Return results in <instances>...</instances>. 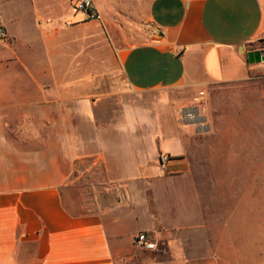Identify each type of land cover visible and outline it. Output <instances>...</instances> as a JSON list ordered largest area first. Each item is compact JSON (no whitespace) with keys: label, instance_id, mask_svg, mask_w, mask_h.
Masks as SVG:
<instances>
[{"label":"crops","instance_id":"0c3cea01","mask_svg":"<svg viewBox=\"0 0 264 264\" xmlns=\"http://www.w3.org/2000/svg\"><path fill=\"white\" fill-rule=\"evenodd\" d=\"M79 1L0 0V264H221L183 104L261 65L264 0Z\"/></svg>","mask_w":264,"mask_h":264},{"label":"rangeland","instance_id":"374dc122","mask_svg":"<svg viewBox=\"0 0 264 264\" xmlns=\"http://www.w3.org/2000/svg\"><path fill=\"white\" fill-rule=\"evenodd\" d=\"M253 48L264 50V37ZM249 78L183 104L203 118L191 123L186 147L207 245L218 249L221 264H264V61Z\"/></svg>","mask_w":264,"mask_h":264},{"label":"built area","instance_id":"2783aa9c","mask_svg":"<svg viewBox=\"0 0 264 264\" xmlns=\"http://www.w3.org/2000/svg\"><path fill=\"white\" fill-rule=\"evenodd\" d=\"M73 12L82 13L84 16L83 21H100L101 15L98 13L96 7L91 0H80L73 8ZM6 38V32L0 28V40ZM168 161V157L164 156L160 159L161 165ZM135 243L141 245L145 249H154L155 245L149 241L145 233H140L135 238Z\"/></svg>","mask_w":264,"mask_h":264},{"label":"water","instance_id":"95a60500","mask_svg":"<svg viewBox=\"0 0 264 264\" xmlns=\"http://www.w3.org/2000/svg\"><path fill=\"white\" fill-rule=\"evenodd\" d=\"M247 57H248V61L250 63H260V62L264 61V50H256L253 52H249L247 54ZM191 109L195 110L198 113L197 107H194ZM191 109H189V110H191ZM190 123H193V122L190 121Z\"/></svg>","mask_w":264,"mask_h":264},{"label":"trees","instance_id":"16d2710c","mask_svg":"<svg viewBox=\"0 0 264 264\" xmlns=\"http://www.w3.org/2000/svg\"><path fill=\"white\" fill-rule=\"evenodd\" d=\"M261 40L257 41V42H260ZM254 44L252 45V49H256V48H253Z\"/></svg>","mask_w":264,"mask_h":264},{"label":"flooded vegetation","instance_id":"af4514ba","mask_svg":"<svg viewBox=\"0 0 264 264\" xmlns=\"http://www.w3.org/2000/svg\"><path fill=\"white\" fill-rule=\"evenodd\" d=\"M259 50H261V49H259ZM256 51V50H255Z\"/></svg>","mask_w":264,"mask_h":264},{"label":"bare ground","instance_id":"6f19581e","mask_svg":"<svg viewBox=\"0 0 264 264\" xmlns=\"http://www.w3.org/2000/svg\"><path fill=\"white\" fill-rule=\"evenodd\" d=\"M201 129V128H200Z\"/></svg>","mask_w":264,"mask_h":264}]
</instances>
